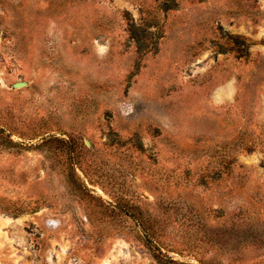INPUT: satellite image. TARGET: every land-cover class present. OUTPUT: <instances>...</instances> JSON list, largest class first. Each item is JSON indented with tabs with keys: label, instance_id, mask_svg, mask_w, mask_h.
Here are the masks:
<instances>
[{
	"label": "rangeland",
	"instance_id": "1",
	"mask_svg": "<svg viewBox=\"0 0 264 264\" xmlns=\"http://www.w3.org/2000/svg\"><path fill=\"white\" fill-rule=\"evenodd\" d=\"M0 264H264V0H0Z\"/></svg>",
	"mask_w": 264,
	"mask_h": 264
},
{
	"label": "water",
	"instance_id": "2",
	"mask_svg": "<svg viewBox=\"0 0 264 264\" xmlns=\"http://www.w3.org/2000/svg\"><path fill=\"white\" fill-rule=\"evenodd\" d=\"M23 86H25L24 83H16V84L13 85L14 88H20V87H23Z\"/></svg>",
	"mask_w": 264,
	"mask_h": 264
}]
</instances>
